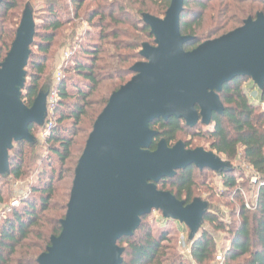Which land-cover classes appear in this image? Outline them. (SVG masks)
I'll use <instances>...</instances> for the list:
<instances>
[{
    "label": "trees",
    "instance_id": "obj_1",
    "mask_svg": "<svg viewBox=\"0 0 264 264\" xmlns=\"http://www.w3.org/2000/svg\"><path fill=\"white\" fill-rule=\"evenodd\" d=\"M33 2L36 0H1L0 63L24 11L29 9L35 34L21 101L29 108L40 92L55 90L57 104L42 127L29 126L33 144L19 141L8 152L9 172L0 175V206L11 202L0 219V264H37L50 238L59 235L74 170L92 126L110 95L134 76L130 68L143 60L141 46H153L142 17L162 18L170 0H41L39 22L35 21ZM258 13L264 14V0H184L180 34L193 39L183 49L191 51L219 38L241 27L246 19L254 20ZM80 22L89 30L77 43ZM74 47L67 65L61 68L60 83L54 84L58 51ZM249 81L236 78L223 85L219 93L223 113H213L207 127L198 121L189 128L174 118L152 123L150 128L158 135L151 150L161 139L169 146L181 141L180 136L202 139L208 147L201 148L223 159L229 170L215 174L189 167L157 184L158 190L185 204L201 200L207 205L197 234L187 238V259L177 248L178 230L170 226L175 222L162 218L157 224L144 216L132 237L117 241L123 249L121 264H212L219 253L228 264H264V187L249 185L233 164L246 165L264 180V86L254 102L248 97L251 91L244 88ZM49 123L52 128L39 139L38 133ZM181 142L186 149L199 148L192 146V140ZM207 175L220 182L219 192L209 186ZM31 176H35L34 182L29 184L26 181ZM24 182V188H12ZM251 191L253 201H247L251 205L248 209L244 195ZM13 201L18 205L11 206ZM212 232L224 235V246H218Z\"/></svg>",
    "mask_w": 264,
    "mask_h": 264
},
{
    "label": "water",
    "instance_id": "obj_2",
    "mask_svg": "<svg viewBox=\"0 0 264 264\" xmlns=\"http://www.w3.org/2000/svg\"><path fill=\"white\" fill-rule=\"evenodd\" d=\"M184 0H170L163 18L143 15L153 46L143 44L134 76L108 98L96 118L74 170L61 231L50 238L37 264H121V238H130L141 218L152 212L180 225L192 239L207 212L204 201L190 204L157 189L177 171L195 167L215 174L227 163L203 148L186 149L161 139L150 128L156 120H183L189 128L198 121L209 126L212 114L222 115L219 93L224 84L247 78L264 86V14L206 41L191 51L183 46L193 38L179 29ZM1 3V0H0ZM35 34L32 13L26 9L10 49L0 63V175L9 172L13 143H34L29 126L42 127L47 118L48 93L40 92L31 107L21 101L30 46Z\"/></svg>",
    "mask_w": 264,
    "mask_h": 264
},
{
    "label": "rangeland",
    "instance_id": "obj_3",
    "mask_svg": "<svg viewBox=\"0 0 264 264\" xmlns=\"http://www.w3.org/2000/svg\"><path fill=\"white\" fill-rule=\"evenodd\" d=\"M40 2H41V0H36V2H33V4H34V12H35V21L36 22H39V19L41 18V16L43 15V11L40 9V6L39 5H41L40 4ZM163 18V17H162ZM78 28H77V39H76V42L77 43H79L81 40H82V38H83V36H84V34H85V32L87 31V30H89V27H88V25L86 24V23H84V22H80V23H78ZM69 30H70V28H67V30H66V33L67 32H69ZM76 43V44H77ZM72 46H74V45H72ZM66 51H70L69 50V48L68 49H61V50H59L58 51V53H57V55H56V58H55V61H54V67H53V76L55 75V72H56V69H58L59 68V66L61 65V64H63L62 63V58H63V56H64V53L66 52ZM72 51H75V47L73 48V50ZM251 82L249 81V84H250ZM248 85V83H245V85H244V87H246ZM253 85V84H252ZM253 90L255 91V92H257L256 94L257 95H259V91L256 89V87H254V85H253ZM253 95L251 92L249 93V95H250V97H251V100H255L256 99V97H257V95ZM255 97V98H254ZM254 98V99H253ZM211 128V127H210ZM38 138L39 139H43V137L41 136V133H38ZM179 139L181 140V141H189V140H192V146L195 148V147H203V148H206L207 149V147H208V145H207V143L204 141V140H202V139H197V138H191V137H185V136H180L179 137ZM234 164V166H236V167H239V169L241 170V173H239V174H242V178H243V176L247 179V181H248V183H249V185H252V183H251V181H250V179H251V176H252V171L246 166V165H243V164H241V163H239V162H234L233 163ZM208 176V178H209V180H211V184H209V186H213L214 187V189L217 191V192H219L220 190H221V184H220V182L217 180V178L216 177H212L211 175H207ZM34 177L35 176H31L30 178H28V180L26 181V182H28L29 184H32L33 182H34ZM24 184H25V182L24 183H18L17 184V186L16 185H13L12 186V188L14 189V188H19V187H21V188H24ZM251 195H253V191H251V193L250 194H248V193H246L245 195H244V199H245V201H246V203H247V201H249L250 203L252 202V197H251ZM18 201V200H17ZM11 202V201H10ZM10 202H7V204H5V205H1L0 206V219H1V217H3V215H5L6 213H7V211H8V206H10ZM17 205H18V202H17ZM226 211H224V213H225ZM162 219V217H161V215H160V213H158V212H152L150 215H149V217H148V220H153V221H155L157 224H159ZM225 220H229V218H227V217H225ZM161 224V223H160ZM163 224V223H162ZM171 225L170 226H173V228L176 230V228H178L177 230H181V231H183V234H187V229L183 226V225H180V224H178V223H170ZM168 225H169V223H168ZM178 226V227H177ZM212 234H213V236H214V238L215 239H219L220 240V243L218 244V246L220 247V246H224V244H225V241L223 240L224 239V235H221V233H213L212 232ZM178 236H179V233H176V237H177V240H178ZM218 240V241H219Z\"/></svg>",
    "mask_w": 264,
    "mask_h": 264
},
{
    "label": "built area",
    "instance_id": "obj_4",
    "mask_svg": "<svg viewBox=\"0 0 264 264\" xmlns=\"http://www.w3.org/2000/svg\"><path fill=\"white\" fill-rule=\"evenodd\" d=\"M74 51L70 50V51H66L64 53V56L62 58V63L58 69H56V72H55V75H54V84H58L60 83L61 79H62V74H61V68L66 66L67 65V62L68 60L70 59V57L72 56ZM57 104V93L55 90H52L49 94H48V97H47V100H46V108H47V118L50 117L55 109V106ZM261 109L262 111H264V104L261 105ZM46 118V119H47ZM51 124H47L46 127L44 128V131L41 133V136L44 137L48 132L49 130L51 129ZM253 176H251V183L254 185V184H257L259 187H264V180H259V177L253 173ZM17 205V202L16 201H13L11 203V206H16ZM250 203H246V207L249 209L250 208ZM177 248L179 250V252L182 254V255H188L189 254V248L186 244V235L184 234H179L178 236V240H177ZM212 264H228L224 261L222 255L219 253L217 254L216 256V259L214 260V262Z\"/></svg>",
    "mask_w": 264,
    "mask_h": 264
},
{
    "label": "crops",
    "instance_id": "obj_5",
    "mask_svg": "<svg viewBox=\"0 0 264 264\" xmlns=\"http://www.w3.org/2000/svg\"><path fill=\"white\" fill-rule=\"evenodd\" d=\"M247 83H248V85H247L246 87H244V88L247 90V92H248V91H251V93H252L253 95H255V93H257V92L251 90V89H254L252 83H250V84H249V82H247ZM256 95H257V94H256ZM248 97L251 99V97H250L249 95H248ZM254 98H255V97H254ZM254 98H253V99H254ZM256 98H257V99H255L254 102H257V101L259 100V99H258V95H257ZM252 176H253V174H252ZM251 197H252V199H253V195H251ZM252 201H253V200H252ZM177 227H178V226H177ZM177 229H178V228H177ZM178 233H179V234H183V231L178 230ZM184 235H185V234H184ZM187 238H188V231H187V234H186V241H187ZM216 240H217V239H216ZM218 240H219V239H218ZM218 240H217V243L219 244V243H220V240H219V241H218ZM188 255H189V254H188ZM188 255H183V257L187 259V258H188Z\"/></svg>",
    "mask_w": 264,
    "mask_h": 264
}]
</instances>
